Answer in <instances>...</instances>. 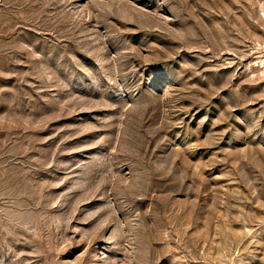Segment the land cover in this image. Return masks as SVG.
Listing matches in <instances>:
<instances>
[{"label":"rangeland","instance_id":"1","mask_svg":"<svg viewBox=\"0 0 264 264\" xmlns=\"http://www.w3.org/2000/svg\"><path fill=\"white\" fill-rule=\"evenodd\" d=\"M0 264H264V0H0Z\"/></svg>","mask_w":264,"mask_h":264}]
</instances>
